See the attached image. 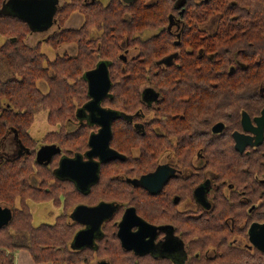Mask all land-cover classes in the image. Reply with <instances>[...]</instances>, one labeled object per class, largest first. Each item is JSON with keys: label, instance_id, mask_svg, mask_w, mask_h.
<instances>
[{"label": "flooded vegetation", "instance_id": "flooded-vegetation-1", "mask_svg": "<svg viewBox=\"0 0 264 264\" xmlns=\"http://www.w3.org/2000/svg\"><path fill=\"white\" fill-rule=\"evenodd\" d=\"M56 1L52 25L31 34L67 28L73 15L79 26L69 29L82 26L79 12L60 25L58 12L72 0ZM110 1L83 0L101 6ZM216 25L210 18L200 26L203 33L184 32L171 17L167 31L133 33L120 53L125 61L91 69L105 63L108 70L109 90L98 104L104 111L83 109L91 100L87 94L75 110L40 111L46 128L38 138L32 125L28 136L8 127L0 139V169L15 163L27 171L30 197L0 201L11 213L0 243L30 230L31 245L54 252L49 264H264V65L247 69L249 78L217 80L226 86L223 95L186 93L190 84H169L181 81L187 68L193 74L185 82L196 83L198 62L205 55L211 68L218 45L227 64L232 55L260 62L259 50L245 51L249 33L218 32ZM87 32L98 37L94 27ZM236 67L245 69L239 60L228 69ZM206 79L213 87V75ZM44 148L50 152L38 158ZM38 204L49 205V223L32 222ZM102 204L109 215L103 220L100 213L75 215L80 206ZM41 229L47 238L38 240Z\"/></svg>", "mask_w": 264, "mask_h": 264}, {"label": "trees", "instance_id": "trees-1", "mask_svg": "<svg viewBox=\"0 0 264 264\" xmlns=\"http://www.w3.org/2000/svg\"><path fill=\"white\" fill-rule=\"evenodd\" d=\"M5 1L0 0V36L4 39L0 45V139L9 131V126L18 136H28L27 129L40 111H70L83 106L89 99L84 74L98 62L121 63L117 56L126 48L129 36L148 30L167 31L171 17L179 20V29L184 32L197 31L201 34L203 31L200 26L210 18H216L215 27L218 32L236 28V31L249 33L244 36L245 51L255 54L259 50L260 53L257 54L259 53L260 62H250L245 57L232 55L229 64L239 60L245 65V69L236 67L235 71H229L230 65L225 61L223 45H218L213 51L211 68L206 64L208 59L205 55V61L198 62V67L194 70L196 83L185 82L193 74L187 68L181 71V81L169 80L170 87L183 82L181 88L184 83L191 85L184 87L186 93L193 89V93L197 94L223 95L226 86L217 80L249 78L245 75L247 69L253 68L257 63L264 65V36L256 34L257 31L264 32V0H183L180 8L178 4L182 0H134L131 4L112 0L106 6L72 0L62 6L56 19L62 25L72 13L79 12L84 19L82 26L78 29L60 27L34 45H27L25 42L30 29L24 21L6 11ZM93 27L99 31L98 37H89L87 31ZM220 37L215 35L213 39H224L223 35ZM256 38L261 41L255 43ZM248 41L254 43L250 45ZM43 44L53 50L60 45H73L76 52L74 55L56 54L50 60L42 52ZM198 48L206 52L207 46L201 43ZM209 75H213L215 79L213 87L205 82ZM39 82L45 83L47 92L36 86ZM124 91L125 88L119 93L120 96L126 94ZM229 92L233 93L231 90ZM27 174V171L15 163L0 169V201L11 203L17 196L29 198L25 178ZM47 234L41 229L37 239H46ZM30 240V230H21L17 240L10 244L2 241L0 264H15L13 255L18 251L28 252L36 263L52 262L54 252H51V248L41 245L36 247L29 243ZM118 264L127 263L123 261Z\"/></svg>", "mask_w": 264, "mask_h": 264}, {"label": "water", "instance_id": "water-1", "mask_svg": "<svg viewBox=\"0 0 264 264\" xmlns=\"http://www.w3.org/2000/svg\"><path fill=\"white\" fill-rule=\"evenodd\" d=\"M122 1L124 4H131V2H133V0ZM56 5V0H6L4 3V7L9 10V13L16 16L21 21H24L29 27L30 31H42L48 29L52 25L51 19H53V15L56 11ZM118 57L120 60L125 61L123 54ZM106 69V64L100 63L93 70H89L84 74V78L87 81V94L91 100L83 106V109L104 111L103 109H99L98 104L103 98V95L107 94L110 86V83H108V70ZM105 131L107 136L110 135L109 125L105 127ZM92 140L93 137H91L90 143ZM48 149L49 148H44L39 150L38 158H44V156L50 152V149ZM111 156L113 157L114 154L111 153ZM63 162H66V160H62L60 162L61 165ZM106 209H108V205L106 204H102L96 208L80 206L76 209L75 215L80 211L89 212L94 216L99 215L98 213H100L101 220H103L104 218L109 217L107 211H104ZM10 216L11 213L9 207L0 206V228L9 222L11 219ZM77 237L74 241H76L75 243L78 247L80 244H78ZM123 247L126 248L124 242Z\"/></svg>", "mask_w": 264, "mask_h": 264}, {"label": "rangeland", "instance_id": "rangeland-1", "mask_svg": "<svg viewBox=\"0 0 264 264\" xmlns=\"http://www.w3.org/2000/svg\"><path fill=\"white\" fill-rule=\"evenodd\" d=\"M6 11H9L8 9ZM77 16L73 15V17L69 18V20H67L64 24V27L67 28H77L79 26V21L78 19H76ZM56 27H54L53 29H51L49 32H47V34L45 35H34L31 34V32L29 33L28 37L26 38L25 42L27 43V45H34L36 44L38 41L43 40L45 37H47L49 34H51V32L55 31ZM3 38L2 36H0V45H2L3 43ZM42 47V52L45 53L48 56V59L52 60V58H54V56L56 55L55 51L57 50V54L61 55L63 52L68 53L69 55H74L76 52V48L73 45H60V47H58V49L53 50L50 49L46 46L41 45ZM1 68V65H0ZM39 84V85H38ZM36 86L41 88L43 92H47L48 91V87L45 85V83L43 82H39ZM35 120L33 122V124H31L32 126L30 127V132L31 134L33 133L34 135L37 134V137H40L41 132H43V130L46 128V126L43 123L42 118H40V114L39 112L35 115ZM40 130V131H39ZM37 131V132H36ZM46 204H38L36 205L37 208L32 210V222L33 223H42V222H50L51 219L49 218V216H47V212L49 209V205L47 204V206H45ZM40 206V207H38Z\"/></svg>", "mask_w": 264, "mask_h": 264}, {"label": "crops", "instance_id": "crops-1", "mask_svg": "<svg viewBox=\"0 0 264 264\" xmlns=\"http://www.w3.org/2000/svg\"><path fill=\"white\" fill-rule=\"evenodd\" d=\"M30 254L26 251H18L13 257L15 258V264H35ZM49 264V263H48Z\"/></svg>", "mask_w": 264, "mask_h": 264}, {"label": "bare ground", "instance_id": "bare-ground-1", "mask_svg": "<svg viewBox=\"0 0 264 264\" xmlns=\"http://www.w3.org/2000/svg\"><path fill=\"white\" fill-rule=\"evenodd\" d=\"M134 1V0H133Z\"/></svg>", "mask_w": 264, "mask_h": 264}]
</instances>
